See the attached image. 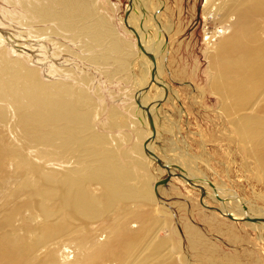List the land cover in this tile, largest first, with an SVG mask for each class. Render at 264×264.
Returning <instances> with one entry per match:
<instances>
[{
	"label": "rangeland",
	"instance_id": "374dc122",
	"mask_svg": "<svg viewBox=\"0 0 264 264\" xmlns=\"http://www.w3.org/2000/svg\"><path fill=\"white\" fill-rule=\"evenodd\" d=\"M95 2L99 5L96 11L109 16L112 36L132 46L129 48L132 56L113 53L108 75L103 73V66L99 69L101 65H80L97 77L96 101L105 104L108 110L118 108L122 112L114 118L112 129L102 131L114 138L111 137L112 146H118L131 165L133 171L128 184L143 190L149 188L152 193L145 198H128L115 210L112 207L95 218L81 217L80 220L70 206L62 212L60 203L64 201L58 200L54 190L59 191V181L66 174L72 175L76 168L78 173L79 160L74 155H69L72 159L67 161L66 157L61 160L56 155L47 157L44 152L42 159L39 158L34 144H24L15 136L11 128L15 118L9 116L12 123L1 124L4 139L0 142L3 150L0 242L20 241L26 256V260L21 257L20 264H55L66 254H70L68 258L75 260V264H264V239L261 238L264 230L249 227L247 216L244 219L237 215V212L245 215L240 204L244 203L249 214L264 218V174L256 150L240 126L241 116L264 118V94L244 110L233 109L225 101L227 96L219 95V86L215 88L220 82L217 76L220 57L209 59L207 53L209 43L219 36V33L214 34L222 31L223 26L228 28L226 34L232 32L236 17H223L218 11L207 15L206 0H153V5L146 7L140 1L134 6V0L132 4L131 0ZM13 5L11 7L8 0L0 1V23L6 25L0 24V34L7 40L4 46L14 49L13 57L25 54L32 57L34 64L47 68V63L39 61L43 54L36 41L14 40L10 35L16 30L8 26L14 23L5 21L10 15L8 10L14 12L19 3ZM16 9L23 10V7ZM133 12L141 23L144 19L143 32H149L152 39L146 49L150 52L156 49L150 56L147 50L144 53L138 48L137 36L129 27L137 28L133 26ZM146 14L150 15L151 30L156 34L146 30L149 29ZM254 22L257 29L264 30V15L255 16ZM64 40L60 39L76 48V44ZM54 48L50 45L51 54ZM135 54L143 60L136 71L128 67L135 63ZM70 57L65 52L60 60L52 61L69 68L74 66L65 62V59L74 60ZM155 60L159 65L158 83L152 85L155 90L135 87L137 76L134 74L143 76L149 63L153 64L152 73ZM148 83H153V77ZM143 96L146 102L151 99L146 106L142 103ZM137 99L143 107L137 103L139 117H134L128 108L136 104ZM141 112L147 113L146 119ZM132 119L142 122L145 155L153 159V164L145 158L140 164L135 161L138 135ZM69 168L74 170L69 171ZM88 189L102 201L107 199L104 196H108V192L100 182L88 184ZM137 222L144 225V240L139 246L129 250L125 245L127 240H121L123 250L115 251L109 241L104 253L94 252L103 248L97 245L107 236L114 244L124 226L128 228L131 223L130 227H136Z\"/></svg>",
	"mask_w": 264,
	"mask_h": 264
},
{
	"label": "bare ground",
	"instance_id": "6f19581e",
	"mask_svg": "<svg viewBox=\"0 0 264 264\" xmlns=\"http://www.w3.org/2000/svg\"><path fill=\"white\" fill-rule=\"evenodd\" d=\"M0 1L7 2V0ZM38 1L41 4L37 1L35 3L33 0H8L12 4L11 7L15 6L13 3H19L17 5L19 8L21 5L23 7V10L16 9L17 6L14 7V12L8 10L10 15L5 22L10 23L12 20L14 26L11 24L8 27L16 30L10 35L14 40L21 38L28 42L36 41L38 49L42 51L41 55L43 54L39 61L47 63L48 67L43 68L34 64L32 57L25 54L13 57L12 53L16 52L13 48L4 46L7 40L2 35L3 33L0 34V142L4 139V126L1 124L10 123V116L15 118L11 127L15 136L19 137L24 144H34L39 158L43 152L47 157L56 155L61 160L62 157H66L65 161L72 159L68 157L69 155H74L79 160L81 168L78 169V173L76 168L72 175L66 174L59 181V191L54 190L58 195L56 193L54 195L58 200L61 198L64 201V204L60 203L62 212L70 206L75 217L78 216L80 220L95 218L98 213L104 215L103 212L110 211L112 207L115 210L122 201L128 198L137 199L142 196L145 198L152 193L149 188L143 190L139 186L134 187L128 184V177L133 171L131 165L126 162L125 153L121 152L118 146H112V136L106 135L102 131V129H112L114 118L122 112L118 108L108 110L105 104L103 106L96 101L94 86L97 77L92 76L80 65H101L99 69L103 66V73L108 75L107 68L113 65L110 62L113 53L118 56L125 53L126 57H131L132 53L129 48L132 46L127 45L122 38L112 36L109 16L96 11L99 5L95 0ZM139 1L144 7L152 6L154 3L153 0H134V6H138ZM205 11H207V15L218 11L223 17H236V24L233 26L232 32L226 34L228 28L223 26V29L220 28L222 31L219 29L220 32L214 34L215 36L219 33V36L215 41L209 43L207 53L209 59L220 57L221 68L217 74L220 82L215 86V88L219 86V95L227 96L225 101L229 102L233 109L244 110L264 94V30L257 29L254 24L255 16L264 15V0H206ZM146 18L149 28L146 30L152 31L150 15H147ZM128 19L131 24L130 16ZM132 22H134L133 26L137 27L133 30L129 25L132 33L139 35L141 44L144 39L146 40L142 46L144 53L147 50V55L150 56L156 49L152 52L146 49L152 39L149 32H143L144 19L141 23L138 16L134 14ZM0 24L3 25V23ZM17 28L28 30L18 31ZM141 32L144 34L143 40ZM152 32L154 33V31ZM221 34L223 35L221 36ZM61 38L71 44H76V48L61 42ZM50 45L55 47L52 54ZM97 48H101V50L98 51ZM65 52L74 58V60L65 59V62L73 63L74 66L61 67L58 65L59 63L52 61L53 59L60 60ZM134 58L135 63H130L128 67L132 66L136 71L138 64L142 65L143 60H139L137 54ZM155 64L152 73L151 65L153 66V64L149 63V66L145 68L146 71H143V76L134 74V77L137 76L134 79L135 87L138 88L139 85L140 89L150 87L152 91L155 90L152 85L155 82L158 83L156 79L159 68L157 60H155ZM152 77L153 83L150 84L148 82ZM99 97L102 98V96ZM144 98L143 96V105L149 101L146 102ZM136 105L137 102L130 107L131 109H128L134 117H139ZM106 114H108V118ZM141 114L144 116L147 113L141 112ZM241 117L243 121L240 124L241 131L253 144L252 146L259 157L257 160H259L264 174V118L251 115ZM135 120L132 119L138 135L135 161L140 164L144 158L148 159L143 147L146 137L142 131L141 120ZM98 126L99 128H97ZM148 126H151V122L148 123ZM157 133L159 135L158 130ZM50 148L53 151H49ZM2 155L3 150L0 145V160ZM82 157L85 159L81 160ZM148 160L153 164V159ZM24 165L26 166L25 161ZM68 170H74V168ZM95 182H100L107 190L108 196H104L107 198L106 200L102 201L89 191L88 184L94 185ZM201 191L204 192V188ZM66 198H70V200L68 201ZM240 204L241 208H244L245 215L239 212L237 215L241 218L247 216L250 222L249 227L260 229V231L264 230V227H260L261 224H264V218L249 214L245 204ZM224 207H227V204ZM127 223L128 221L124 224L127 225ZM137 223L136 227H130L131 223L128 228L124 226L118 232L114 244L107 236L101 244L97 243V247L101 245L103 248H98L94 252L104 253L102 251L108 249L105 246L109 241L112 250L115 251L123 250L121 240H127L125 245L129 250L135 245L139 246V243L144 240L142 235L144 225L142 222ZM261 238L264 239V233ZM69 255L66 254L55 264H75V260H69ZM21 257L26 260L20 241L0 242V264H20Z\"/></svg>",
	"mask_w": 264,
	"mask_h": 264
},
{
	"label": "water",
	"instance_id": "95a60500",
	"mask_svg": "<svg viewBox=\"0 0 264 264\" xmlns=\"http://www.w3.org/2000/svg\"><path fill=\"white\" fill-rule=\"evenodd\" d=\"M132 2H133V0H131V4H132ZM128 15H129V13H127V17H128ZM126 17V18H127ZM134 30V29H133ZM136 34V36H137V39H138V45H139V47L142 49V50H144V48H143V46H142V44H141V41H140V37H139V35L137 34V33H135ZM137 103L139 104V106H141V107H143L142 106V103H141V101L140 100H138L137 99ZM161 163V162H160ZM264 220V219H263Z\"/></svg>",
	"mask_w": 264,
	"mask_h": 264
}]
</instances>
